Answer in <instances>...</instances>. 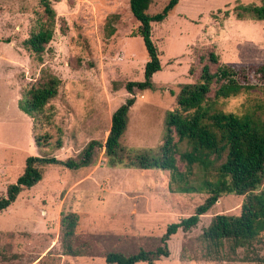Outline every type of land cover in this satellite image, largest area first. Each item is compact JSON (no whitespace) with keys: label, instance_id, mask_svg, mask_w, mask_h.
Returning a JSON list of instances; mask_svg holds the SVG:
<instances>
[{"label":"rangeland","instance_id":"1","mask_svg":"<svg viewBox=\"0 0 264 264\" xmlns=\"http://www.w3.org/2000/svg\"><path fill=\"white\" fill-rule=\"evenodd\" d=\"M49 2L55 12L54 32L38 60L24 40L48 21L41 0H0V196L21 174L29 155L78 161L87 144L96 141L95 158L75 168L45 165L43 179L0 211V264H106L105 254L111 250L129 254L140 247L154 249L168 224L203 202L207 193L200 188L209 176L197 165L186 172L179 154L177 166L197 191L179 189L182 182L171 180L168 170L108 166L103 144L111 115L134 96L121 144L156 148L163 141L166 112L177 107L180 85L195 82L200 74L202 53L217 55L218 62L209 61L212 71L220 65L264 63V20L238 19L235 14L239 4L260 5L264 0H179L162 22H152L151 38L161 63L152 76L153 88H134L133 94L126 84L144 79L148 57L129 0ZM167 2L152 0L147 11L156 13ZM46 73L60 79L58 93L38 116H30L21 110L20 98ZM217 86L212 84L210 96ZM214 106L264 116V86L217 99ZM36 135H48L47 142L38 147ZM177 144L180 151L187 148L185 141ZM243 199L222 194L196 226L170 236L169 255L153 264H264V232L248 252L261 261L242 260L247 253L243 248L235 257L214 258L201 238L212 216L239 214ZM61 210L78 215V238L89 242L82 255L65 252Z\"/></svg>","mask_w":264,"mask_h":264},{"label":"trees","instance_id":"2","mask_svg":"<svg viewBox=\"0 0 264 264\" xmlns=\"http://www.w3.org/2000/svg\"><path fill=\"white\" fill-rule=\"evenodd\" d=\"M179 0H168L156 13L147 10L152 0H129L132 15L137 20L136 34L143 41L147 52L142 81H129L126 89L133 94L134 88L144 90L153 88L152 76L161 69L159 50L151 38L152 22H162ZM48 21L32 29L24 40L25 47L38 60H41L45 46L54 32V9L49 0H41ZM227 13V11H226ZM238 19L253 18L264 20V3L239 4L235 7ZM200 74L195 82L182 83L176 94L177 107L168 110L164 119L163 141L156 148L135 149L121 144V138L128 125V111L134 104V96L128 97L124 104L117 107L111 115V124L105 139L104 155L110 167L168 170L173 181L182 182L178 188L193 191L196 187L189 184L185 172L177 166L176 154L190 171L197 165L206 171L200 189L207 196L187 217L167 225L154 249L140 247L136 252L124 253L111 250L105 254L106 264H135L140 261L153 264L161 256L169 255L167 241L179 229L188 231L196 226L200 217L218 201L222 194L244 195L239 214H215L204 228L201 238L207 242L214 258L237 256V249L243 248L242 260L261 261L260 257L249 255L254 251V243L261 241L264 232V116L254 113L239 115L217 109V99L237 95L264 86V63L247 65H220L212 71L209 61L216 63L218 57L213 51L201 54ZM190 74L195 68L189 69ZM254 75L258 84L251 82ZM218 86L210 96L212 84ZM60 79L51 74H44L42 81L27 89L20 98V108L30 116H38L54 98L59 89ZM185 141L187 148L180 151L175 141ZM48 135H36L38 147L43 146ZM61 147V142H56ZM96 141H90L82 150L78 161L56 156L29 155L25 166L14 182L7 185L6 193L0 196V211L8 208L21 191L39 183L47 164H63L70 168L90 165L95 158ZM61 242L65 252L71 256L84 253L89 242L79 240L76 233L78 215L74 211L61 210L59 217ZM79 237V238H78ZM78 241V245L75 242ZM226 250V251H224Z\"/></svg>","mask_w":264,"mask_h":264},{"label":"crops","instance_id":"3","mask_svg":"<svg viewBox=\"0 0 264 264\" xmlns=\"http://www.w3.org/2000/svg\"><path fill=\"white\" fill-rule=\"evenodd\" d=\"M20 193H21V192H20ZM47 211H48V210H47ZM59 215H60V214H59ZM59 226H60V225H59ZM59 228H60V227H59ZM35 235L37 236L38 234H36V233H31V236L34 237Z\"/></svg>","mask_w":264,"mask_h":264}]
</instances>
